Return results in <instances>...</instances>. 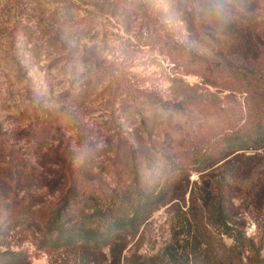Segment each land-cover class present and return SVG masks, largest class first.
Listing matches in <instances>:
<instances>
[{"label": "trees", "instance_id": "16d2710c", "mask_svg": "<svg viewBox=\"0 0 264 264\" xmlns=\"http://www.w3.org/2000/svg\"><path fill=\"white\" fill-rule=\"evenodd\" d=\"M88 3L127 31L135 19L134 39L223 95L166 100L96 61L93 77L118 104L113 129L122 125L104 145L81 130L66 137L80 129L77 116L45 108L26 116L24 127L0 132V264H27V240L88 264L100 256L122 264L168 204L171 241L141 264H264V0ZM59 24L78 37L99 20ZM133 125L135 142L122 132ZM27 152L31 160L21 156ZM108 153L115 184L87 166Z\"/></svg>", "mask_w": 264, "mask_h": 264}, {"label": "rangeland", "instance_id": "374dc122", "mask_svg": "<svg viewBox=\"0 0 264 264\" xmlns=\"http://www.w3.org/2000/svg\"><path fill=\"white\" fill-rule=\"evenodd\" d=\"M84 16L98 18L99 25L78 37L63 33L60 20L74 21ZM130 24L133 30L127 31L106 9L88 0H0V132L24 127L26 116L45 108L77 116L80 129H69L66 137L81 130L104 145L114 129L119 130L122 125L113 129L118 104L106 91L107 83L93 77L96 61L113 71L117 79L126 80L130 87L158 91L166 100H203L223 95L204 85L200 77L174 69L160 49L141 45L134 39L136 20ZM122 132L133 142L140 136L136 125L125 127ZM22 146L27 149L25 144ZM21 156L31 160L28 152ZM111 158L108 153L88 161L87 166L106 183L115 184L117 179L108 169ZM169 206L154 212L144 241L125 254L122 264H141L170 243L175 220ZM255 233V224L248 220L247 234ZM21 249L27 252V264H88L75 252H46L28 240ZM97 264L109 262L100 256Z\"/></svg>", "mask_w": 264, "mask_h": 264}]
</instances>
